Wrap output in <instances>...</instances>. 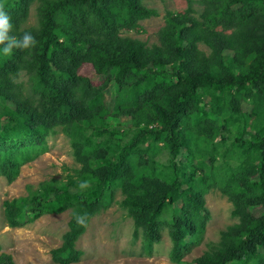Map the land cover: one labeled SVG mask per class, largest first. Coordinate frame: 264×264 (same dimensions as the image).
Returning <instances> with one entry per match:
<instances>
[{
    "label": "trees",
    "instance_id": "1",
    "mask_svg": "<svg viewBox=\"0 0 264 264\" xmlns=\"http://www.w3.org/2000/svg\"><path fill=\"white\" fill-rule=\"evenodd\" d=\"M186 1L148 45L122 33L159 15L146 0H0L10 34L37 40L9 56L0 45V177L14 182L59 132L78 164L3 202L11 227L70 211L54 262L81 260L77 242L120 192L149 253L167 230L174 264H264V0ZM212 188L238 222L185 262L204 241Z\"/></svg>",
    "mask_w": 264,
    "mask_h": 264
},
{
    "label": "rangeland",
    "instance_id": "2",
    "mask_svg": "<svg viewBox=\"0 0 264 264\" xmlns=\"http://www.w3.org/2000/svg\"><path fill=\"white\" fill-rule=\"evenodd\" d=\"M149 7L156 8L159 15L142 21L144 30H123V36L139 38L148 45L159 44V31L166 23L168 12H181L188 6L186 0H146ZM36 3L33 4L28 20L37 22ZM196 8L202 11L199 3ZM206 52L210 49L200 45ZM232 50H225L227 58L233 56ZM90 69V68H88ZM26 79V77L24 78ZM49 150L21 168L19 177L9 183L0 177V254L12 256L13 264H59L53 261L51 250L60 246L63 235L68 230L70 211L50 213L22 227L7 224L3 202L28 193L27 187H37L40 182L51 178L62 179L70 168L78 166L68 136L57 133L48 138ZM162 156V155H161ZM123 195L118 192L117 201L109 209L102 211L92 220L87 231L77 242L83 251L80 261L70 264H174L170 258L172 242L165 230L160 243L154 244L151 253L144 248L143 237L133 241L134 223L119 201ZM210 219L206 225L204 241L184 257L192 262L209 245L219 241L221 231L238 222L232 215L233 204L219 188H212L205 195Z\"/></svg>",
    "mask_w": 264,
    "mask_h": 264
},
{
    "label": "clouds",
    "instance_id": "3",
    "mask_svg": "<svg viewBox=\"0 0 264 264\" xmlns=\"http://www.w3.org/2000/svg\"><path fill=\"white\" fill-rule=\"evenodd\" d=\"M13 24L10 15L5 11L4 4L0 3V45L3 46L2 52L5 56L13 53L14 49H31L36 46L37 40L30 32H24L22 36L11 35ZM81 188L87 187V184H81ZM78 226L87 227V214L75 215Z\"/></svg>",
    "mask_w": 264,
    "mask_h": 264
}]
</instances>
